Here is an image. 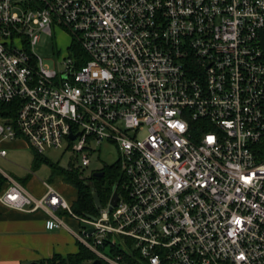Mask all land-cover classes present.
Listing matches in <instances>:
<instances>
[{
	"label": "built area",
	"instance_id": "obj_1",
	"mask_svg": "<svg viewBox=\"0 0 264 264\" xmlns=\"http://www.w3.org/2000/svg\"><path fill=\"white\" fill-rule=\"evenodd\" d=\"M57 27L83 53L61 70L33 53ZM1 104L0 143L70 151L77 169L115 147L123 180L93 220L45 183L0 192L84 264H264V0H0Z\"/></svg>",
	"mask_w": 264,
	"mask_h": 264
},
{
	"label": "crops",
	"instance_id": "obj_2",
	"mask_svg": "<svg viewBox=\"0 0 264 264\" xmlns=\"http://www.w3.org/2000/svg\"><path fill=\"white\" fill-rule=\"evenodd\" d=\"M21 145L28 146L25 141L17 140L10 143L2 142L0 148L6 149L8 156L9 150L21 147ZM0 160L7 161L3 158ZM0 176L6 179L0 192L7 186V177H10L20 184L32 198H40L45 194V182L40 183L35 177L19 180L1 169ZM61 191L59 189L57 192L64 199L63 193L65 192ZM57 215L65 224L77 226L76 222L66 215V212H58ZM47 218L48 215L43 210L29 214L8 208L0 202V264H41L52 259L53 256L65 259L67 255L78 253V246L74 249L67 230L47 231L45 229Z\"/></svg>",
	"mask_w": 264,
	"mask_h": 264
},
{
	"label": "rangeland",
	"instance_id": "obj_3",
	"mask_svg": "<svg viewBox=\"0 0 264 264\" xmlns=\"http://www.w3.org/2000/svg\"><path fill=\"white\" fill-rule=\"evenodd\" d=\"M73 42L71 37L61 27L52 30L50 36L47 34H40V41L33 47V53L42 59L43 63L49 65L52 68L61 70L62 61L68 55V48ZM10 143V142H8ZM34 154H37L33 149L28 146L17 147L9 150L7 161L0 160V169L6 173L13 175V177L19 178H33L40 182H45L51 185L54 189H60L64 191L63 197L68 204H72L76 198V192L62 180V176L56 173L52 174L50 167L46 163H38L34 161ZM38 155V154H37ZM42 157L48 163L57 165L60 169L72 170L77 169V164L74 156L70 151L48 149L42 155ZM90 165L88 167H79L76 171L84 179H90L95 171L100 170L103 166H110L117 162V153L114 146H102L89 157ZM74 167V169H73ZM57 190V191H58ZM61 191V192H62ZM75 232L80 233V229L77 226H70ZM72 241V246H78L76 239L68 235ZM120 243V239H118Z\"/></svg>",
	"mask_w": 264,
	"mask_h": 264
},
{
	"label": "trees",
	"instance_id": "obj_4",
	"mask_svg": "<svg viewBox=\"0 0 264 264\" xmlns=\"http://www.w3.org/2000/svg\"><path fill=\"white\" fill-rule=\"evenodd\" d=\"M73 52L78 56L82 57L83 53L79 49L77 43L72 44ZM8 111L11 115L12 106L0 105V111ZM34 161L38 163H46L51 173L62 176V180L70 185L73 190L76 191V200L70 205L71 211L78 217L91 216L95 217L98 213V209L93 203V196L97 193L100 200V205H105L111 196L112 186L123 180L122 174L120 173L118 163H114L110 166H103L100 170L95 172H103L102 177H93L90 179H84L76 170H62L57 165L48 163L41 155L34 154ZM6 183V179L0 176V190ZM78 253L67 255L65 259L59 256H53L52 259L42 262L41 264H84L90 259L92 255L83 246L78 245Z\"/></svg>",
	"mask_w": 264,
	"mask_h": 264
},
{
	"label": "water",
	"instance_id": "obj_5",
	"mask_svg": "<svg viewBox=\"0 0 264 264\" xmlns=\"http://www.w3.org/2000/svg\"><path fill=\"white\" fill-rule=\"evenodd\" d=\"M71 139H73V137H71ZM102 176H103V174L100 173V172L93 173V177H102ZM116 201H117V193L114 192L113 195H112V197H111V200H110V205L111 206H116V204H115ZM93 203H94V205L96 206L97 209H101L102 205H100V200L98 198L97 193L94 194V196H93ZM87 218L93 220V218L91 216H87ZM91 232H92V230H88L87 231V233H91ZM32 264H35V263H32ZM94 264H97V263H94Z\"/></svg>",
	"mask_w": 264,
	"mask_h": 264
},
{
	"label": "flooded vegetation",
	"instance_id": "obj_6",
	"mask_svg": "<svg viewBox=\"0 0 264 264\" xmlns=\"http://www.w3.org/2000/svg\"><path fill=\"white\" fill-rule=\"evenodd\" d=\"M100 173H102V174H103V172H101V171H100ZM103 175H104V174H103Z\"/></svg>",
	"mask_w": 264,
	"mask_h": 264
}]
</instances>
